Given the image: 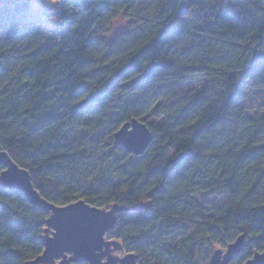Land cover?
<instances>
[{"label":"trees","instance_id":"1","mask_svg":"<svg viewBox=\"0 0 264 264\" xmlns=\"http://www.w3.org/2000/svg\"><path fill=\"white\" fill-rule=\"evenodd\" d=\"M63 1L54 28L26 0L0 14V147L36 195L116 206L105 238L136 264H201L241 234L231 264L264 252V113L246 104L264 94V0ZM153 109L142 154L114 143ZM50 214L0 187V264L40 255Z\"/></svg>","mask_w":264,"mask_h":264},{"label":"water","instance_id":"2","mask_svg":"<svg viewBox=\"0 0 264 264\" xmlns=\"http://www.w3.org/2000/svg\"><path fill=\"white\" fill-rule=\"evenodd\" d=\"M24 0H0V14L18 11ZM25 5V4H23ZM129 131L136 133L128 136ZM152 132L144 120L131 118L125 121L114 133V143L134 155L142 154L148 147ZM0 164L7 174L0 173V187L21 191L31 203L41 204L51 214L46 223L52 229L51 237H43V251L35 259L24 264H117L114 258L102 260L96 251L103 246V240L109 228L115 225L116 210L93 206L85 200H75L65 205H56L38 197L33 191L28 171L13 161L4 148L0 147ZM245 242L244 235L230 243L223 254L214 256L211 264H231V260L241 251ZM67 254H71L67 256ZM253 261L247 259L244 264H261L260 252L253 254ZM120 264H136V256L126 253Z\"/></svg>","mask_w":264,"mask_h":264},{"label":"rangeland","instance_id":"3","mask_svg":"<svg viewBox=\"0 0 264 264\" xmlns=\"http://www.w3.org/2000/svg\"><path fill=\"white\" fill-rule=\"evenodd\" d=\"M37 16V15H36ZM40 19L43 17V23L49 27L54 28L56 25L54 18H52L49 15V12L47 11V15H39ZM127 20H124L122 17L117 18L113 21L108 33L105 35V38L107 40H110L113 38L116 34L120 33L122 30L127 29L128 27ZM201 79L198 77L191 78L186 84V87H197L200 85ZM251 95H249L248 100L246 104H248L250 114L252 115H258L261 113H264V94L262 92H250ZM145 120L146 124H158L161 122V118L157 117L154 113V109L151 110L147 116L143 118ZM195 197L205 210L212 212L214 209H216L218 206H223L227 202L226 196H215V195H205L202 192H198L195 194ZM114 210L117 209V207L112 206ZM52 229H46L45 233L43 234L44 237H51ZM227 248H221V247H215L211 254L208 255V257L201 263V264H211V259L214 256L219 255L220 253L223 254L226 251ZM97 255L102 260L108 259V257L114 258L117 262V264L121 263V259L126 255L124 251L122 250L120 243H116L114 241L106 240L104 238L103 240V246L102 248L98 249L96 251ZM71 254H67V256H70ZM89 264V263H86Z\"/></svg>","mask_w":264,"mask_h":264},{"label":"snow or ice","instance_id":"4","mask_svg":"<svg viewBox=\"0 0 264 264\" xmlns=\"http://www.w3.org/2000/svg\"><path fill=\"white\" fill-rule=\"evenodd\" d=\"M26 3L28 4L29 8L37 15H47L48 9L56 8L58 6V0H26ZM128 136H134L136 133L129 131L126 133ZM7 169L0 168V173L7 174ZM256 257L250 256L249 260L253 261ZM261 260V264H264V252L261 253V256L259 257Z\"/></svg>","mask_w":264,"mask_h":264},{"label":"built area","instance_id":"5","mask_svg":"<svg viewBox=\"0 0 264 264\" xmlns=\"http://www.w3.org/2000/svg\"><path fill=\"white\" fill-rule=\"evenodd\" d=\"M63 2H64L63 0H58V6L56 8H60ZM35 18H36L35 16H31L28 19L31 21V20H34Z\"/></svg>","mask_w":264,"mask_h":264},{"label":"crops","instance_id":"6","mask_svg":"<svg viewBox=\"0 0 264 264\" xmlns=\"http://www.w3.org/2000/svg\"><path fill=\"white\" fill-rule=\"evenodd\" d=\"M42 19H43V17H42Z\"/></svg>","mask_w":264,"mask_h":264}]
</instances>
